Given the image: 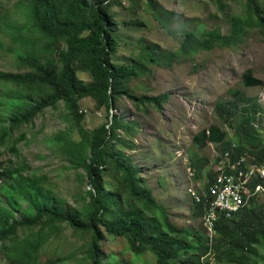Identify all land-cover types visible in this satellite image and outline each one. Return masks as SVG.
<instances>
[{"label": "trees", "instance_id": "16d2710c", "mask_svg": "<svg viewBox=\"0 0 264 264\" xmlns=\"http://www.w3.org/2000/svg\"><path fill=\"white\" fill-rule=\"evenodd\" d=\"M119 1L25 0L16 5L22 26L19 18L12 17L16 10L11 15L8 11L0 15V33L15 45H8L7 51L15 52L16 65L26 70L0 72V82L11 87L4 95L7 104L0 103V107L6 104L9 109L7 117L0 115V146L11 143L8 148L17 155V143L27 137L24 128L33 125L47 108H57L62 103L73 125L46 140L54 152L65 157L68 169L83 171L81 177L89 186L84 196L87 201L80 210L65 208L46 173L32 170L26 161H0V251L7 264H41L42 248L66 224L88 237L80 260L87 264H126L117 255H106L107 238L125 239L132 253L150 254L156 264H259V260L264 261V201L258 202L261 195L251 197L233 218L220 215L212 243L203 231H188L184 236L186 230L171 220L167 207L139 177V170L127 164L122 149L131 144L120 134L132 137L138 123H128L114 113L123 98H129L138 109L151 105L160 110L168 101L167 94L138 95L130 87L132 81L149 77L152 65L170 67L172 55L193 56L216 47H238L254 29L264 35V10L259 0H246L243 13L228 20V32L223 33L219 26L201 36L194 31L184 32L179 51L166 59L153 51L158 47L148 46L137 57L124 60L117 57L118 25L109 12L110 6ZM209 1L221 11L226 8V0ZM79 73L89 80L82 79ZM243 80L247 87L264 83L251 71ZM230 93L234 100H219L216 113L235 128L233 136L213 126L195 136V146L202 149L215 143L221 151L217 161L231 151L233 159L250 153L256 162L264 163V126L258 125L264 106L239 89ZM88 98L106 119L93 130L83 125L86 113L81 102ZM75 128L77 139L71 135ZM190 166L198 179L208 175L213 180L217 175L195 150L190 154ZM108 173L120 188L108 189ZM254 182H261V178ZM209 185L204 183L207 191ZM195 205V215L202 224L207 204L195 201ZM19 229L28 233L21 236ZM72 257H58L45 264H65Z\"/></svg>", "mask_w": 264, "mask_h": 264}, {"label": "rangeland", "instance_id": "374dc122", "mask_svg": "<svg viewBox=\"0 0 264 264\" xmlns=\"http://www.w3.org/2000/svg\"><path fill=\"white\" fill-rule=\"evenodd\" d=\"M24 1L0 0V15L6 11L11 15L16 10L17 14L12 17L19 18L22 26L23 19L16 5ZM225 3L224 11L217 9L216 4L209 0H120L112 4L109 12L118 25L115 29L119 43L118 59L137 57L148 46L158 47L153 51L166 59L179 51L184 32L194 31L201 36L216 26L223 33L228 32V20L243 13L246 0H226ZM259 3L264 10V0H259ZM1 41L0 72H25L16 65L15 52L7 51L8 45H15L3 33H0ZM171 59L170 67L152 65L149 77L130 83L131 89L138 95L146 92L152 96L167 94L168 101L162 104L160 110L151 105L138 109L129 98H123L114 113L128 123H138L132 137L120 134L131 144L122 149L127 164L139 170V177L167 207L171 220L186 230L184 236L188 231L207 233L201 218L195 215V201L189 192L190 186L203 184L206 176L203 179L195 176L196 172L190 166V154L198 151L211 169L218 162L221 151L213 142L202 149L196 148L195 136L213 126L226 129L228 135L233 136L235 128L224 123L216 113L219 100H234L231 90L239 89L250 99L257 98L264 106V83L254 87L243 83L248 71L264 82V35L254 29L246 34L238 47H216L210 51H199L193 56L172 55ZM79 76L89 80L83 73ZM9 89V85L0 82V103H6L4 95ZM6 104L0 107V115L4 117L9 115ZM81 109L86 113L83 121L85 128L93 130L106 122L105 114L96 110L92 99H84ZM72 125L73 121L66 115L62 103L57 108H47L33 125L24 128L27 137L17 143V155L8 148L11 143L0 146V161H11L13 164L26 161L32 170L46 173L51 188L63 200V206L80 210L87 201L84 196L89 189L81 177L83 171L68 169L65 157L54 152V147L46 140L56 131ZM258 125L264 126V111L260 113ZM71 135L75 139L79 137L77 128ZM105 181L110 190L120 188L110 173L105 176ZM259 201L263 202L264 197H258ZM18 233L23 236L28 231L19 229ZM87 242L88 237L81 236L64 224L62 231L42 248L41 264L68 255L73 257L65 264H87L80 261L85 255ZM104 250L107 256L117 255L126 264H156L150 254L137 256L132 253L123 238H107ZM0 264H7L1 251ZM259 264H264V261L259 260Z\"/></svg>", "mask_w": 264, "mask_h": 264}, {"label": "built area", "instance_id": "2783aa9c", "mask_svg": "<svg viewBox=\"0 0 264 264\" xmlns=\"http://www.w3.org/2000/svg\"><path fill=\"white\" fill-rule=\"evenodd\" d=\"M211 169L217 175L213 180L206 176L205 182L210 183L208 191L204 182L190 186L189 192L194 201L207 204L202 223L212 243L214 225L220 215L233 218L251 197L264 196V165L250 153L233 159L231 151H227ZM191 173L194 175V171ZM257 177L261 182L254 184Z\"/></svg>", "mask_w": 264, "mask_h": 264}, {"label": "bare ground", "instance_id": "6f19581e", "mask_svg": "<svg viewBox=\"0 0 264 264\" xmlns=\"http://www.w3.org/2000/svg\"><path fill=\"white\" fill-rule=\"evenodd\" d=\"M225 150V149H224ZM146 182V181H145ZM143 196V195H142ZM147 196V195H146ZM57 205V204H56ZM255 226V225H254Z\"/></svg>", "mask_w": 264, "mask_h": 264}]
</instances>
